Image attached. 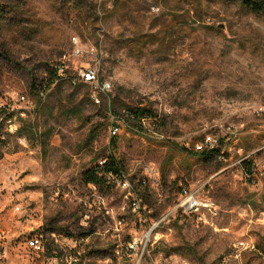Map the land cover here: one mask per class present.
Instances as JSON below:
<instances>
[{
  "label": "rangeland",
  "instance_id": "1",
  "mask_svg": "<svg viewBox=\"0 0 264 264\" xmlns=\"http://www.w3.org/2000/svg\"><path fill=\"white\" fill-rule=\"evenodd\" d=\"M84 1L0 0V102L26 96L13 104L24 114L16 122L35 129L1 148L0 264H47L25 245L42 230L60 245L100 232L106 237L85 243L102 246L115 240L117 222L126 244L168 214L150 237L168 261L264 264V16L224 0ZM90 65L110 84L99 104L79 77ZM42 84L43 100L31 91ZM128 106L150 108L156 120L130 131L119 119ZM206 138L220 156L191 157ZM111 153L130 188L120 179L86 185L82 174ZM141 180L151 208L133 209ZM186 186L217 215L184 214Z\"/></svg>",
  "mask_w": 264,
  "mask_h": 264
},
{
  "label": "built area",
  "instance_id": "2",
  "mask_svg": "<svg viewBox=\"0 0 264 264\" xmlns=\"http://www.w3.org/2000/svg\"><path fill=\"white\" fill-rule=\"evenodd\" d=\"M74 45H77V40L73 39ZM79 53V51L77 52ZM60 73V72H58ZM80 81L84 84H88L92 87L93 92L97 95L94 98V102L99 104L98 97L105 96L108 98L110 92V84L102 82L99 77L98 67L96 65L85 68L79 73ZM47 91L40 90L39 97L43 100L46 97ZM9 104L0 102V160H1V148L6 142L7 137H16L22 126L23 121L16 122V119L19 116L24 114L18 113L14 110L13 104L26 103V96H8ZM28 103V102H27ZM118 129L112 127L111 135L115 136ZM20 143L26 142L25 139H19ZM215 141L211 138H206L201 142V145L196 147V150H207L215 147ZM104 160L98 162L99 166H102ZM154 173V170L152 172ZM153 177V175H152ZM122 180H119V185H122L123 188H130L128 183ZM91 186V185H89ZM92 188L96 189L94 186ZM134 193V192H133ZM135 194V193H134ZM136 195V194H135ZM179 209H182L184 214H190L197 218L204 216H213L215 217L219 212L218 207L214 203L207 201L200 195V190L191 186L182 187L179 190L178 194ZM141 200L136 197L132 198L131 205L133 209H138L140 207ZM17 211H20V207H16ZM171 214L166 215L164 218L155 223L148 233L143 237L136 239H130L126 244L118 243L120 240V234H117L118 224L116 222V229L112 232L115 234V240L109 242L106 245L102 246H91L87 243L88 238L95 237V239L100 240V237H106L100 232H92L89 235L81 236L80 238L64 239L66 244L60 245L58 239L60 236L54 232H46L44 230L36 233L33 236H29L25 245L26 248L32 250L41 255H49L47 258V264H185V259L178 258V262L168 261L170 257L160 256L159 252H162L160 248H156L153 241H150L152 234L159 228V226L170 217ZM121 225V222H118ZM1 229V225H0ZM119 233V232H118ZM151 233V235H150ZM98 235V236H97ZM100 236V237H99ZM102 238V239H104ZM50 239V241H48ZM239 247L242 250H253L254 245L250 246L245 243H240ZM82 249V250H81ZM94 256V257H93ZM159 258L156 261L152 259ZM176 257V256H175ZM92 259H96L92 262Z\"/></svg>",
  "mask_w": 264,
  "mask_h": 264
},
{
  "label": "trees",
  "instance_id": "3",
  "mask_svg": "<svg viewBox=\"0 0 264 264\" xmlns=\"http://www.w3.org/2000/svg\"><path fill=\"white\" fill-rule=\"evenodd\" d=\"M77 5H84L85 6V1L84 0H73ZM230 4H238L240 7L248 11L254 16L261 17L264 16V0H224ZM58 69L56 71H52V74L54 76L58 75ZM60 78V76H57ZM31 91L35 93L36 96L39 97L40 90L47 91L49 86L47 84H42L41 87L39 86H31ZM109 112L114 118H118V112L115 108L109 107ZM119 119L123 120L124 126L130 130V131H135L139 132L143 128V124L146 121H155L156 120V115L150 108L146 107H138V106H128L124 109V114L119 117ZM18 135L20 136H25V137H33L35 135V129L31 125H23L19 132ZM46 136H43L42 139H46ZM189 155L193 158H198L204 162H207L211 160V158L218 157L220 156V149L214 147L211 149L207 150H195L194 152L189 153ZM102 160H104V163L102 166H99L97 163L94 167L86 170L81 178L82 181L86 185H91L94 186L96 189L101 188L103 186H108L110 185V180L111 179H120L122 180L125 175V167L122 164L120 160H118L112 153L109 154L107 157H103ZM252 166L249 167L248 172L251 173ZM141 191H144L145 194L141 195ZM140 200H143L145 198L146 200L148 199V190L146 189V182L145 180H141L138 182L136 185V188H134L133 191ZM142 206H147V208H151V206L147 203L144 204L141 201ZM47 232V231H46ZM48 232H53L48 230ZM93 231L89 230L88 232L82 234L83 236L91 234ZM71 237V236H70ZM47 255V254H46ZM45 255V256H46ZM49 255H47L48 257Z\"/></svg>",
  "mask_w": 264,
  "mask_h": 264
}]
</instances>
